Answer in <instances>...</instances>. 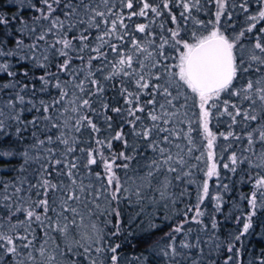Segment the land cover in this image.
<instances>
[{
  "label": "snow or ice",
  "instance_id": "1",
  "mask_svg": "<svg viewBox=\"0 0 264 264\" xmlns=\"http://www.w3.org/2000/svg\"><path fill=\"white\" fill-rule=\"evenodd\" d=\"M251 2L11 0L13 14L0 12V160L18 157L20 167L0 182V264H123L133 229L147 247L131 264H217L213 253L225 249L224 264H242L243 240L264 211V28L248 36L264 21V0L255 14ZM207 4L215 12L205 21L196 14ZM237 9L248 14L239 30ZM134 17L148 23L133 27ZM117 79L123 104L111 105L105 84ZM218 138L223 151L242 145L222 167L253 185L227 240L217 214L231 177L220 174ZM192 184L195 205L152 240Z\"/></svg>",
  "mask_w": 264,
  "mask_h": 264
},
{
  "label": "rangeland",
  "instance_id": "2",
  "mask_svg": "<svg viewBox=\"0 0 264 264\" xmlns=\"http://www.w3.org/2000/svg\"><path fill=\"white\" fill-rule=\"evenodd\" d=\"M0 2H4V1L0 0ZM179 11H180L179 9H174V12L176 14H178ZM200 13H202V11ZM200 13L197 14L199 19L204 20V19L212 18V17L204 18V16L200 15ZM149 15L151 16V14ZM146 22H147L146 17H138L137 19V23H146ZM116 97L117 96H115L114 99ZM103 129H105V126L103 127ZM212 129L216 131H224L226 130V125L225 124L215 125L212 127ZM106 133L107 132H105L104 130L103 134H106ZM229 176L230 174H227L226 177H229ZM6 177H8L7 173L0 172V182ZM215 179L216 178H213L211 182L216 183ZM234 179H235L234 177H231V181ZM224 182L231 183L230 180L228 179H225ZM252 190H253V185L251 183L241 182L240 179H237L235 183L231 184L230 191L224 194L225 200L227 201V203L224 205V213L217 214V219L218 221L221 222L220 230H219V237L221 240H227L229 233L237 232L240 229L241 224H238L236 220L234 219V217L240 216L241 222L243 221L244 214L248 211V205H247V202L244 199H242V197L250 194ZM206 201L207 202L205 205L207 207L205 211L206 213H211L212 203L209 200H206ZM229 215L232 218H229L226 220L225 216H229ZM255 220H256L255 228L253 229L252 233L243 240V248H242V254H241L242 264H250V261L256 262V264H258V258L261 257V255H264V236L261 235V232L264 231V229L261 228V225L264 224V211L260 212L258 216L255 218ZM178 222H180V217H177L174 220V222L163 221L162 224H160L161 227L159 230H164L167 233L170 231L169 225H174L175 223H178ZM205 222L209 223L207 215L205 217ZM192 227L195 228V225H193ZM137 233L134 235L130 234L127 237H125L124 240L121 241L122 249H121L120 255H121L123 264H131V261L134 259V257L144 252L145 248L147 247V244L138 243V237L141 234L137 235ZM178 240H179V237H178ZM237 247H241V245L238 244ZM213 255L217 261V264H224L225 257L228 256L229 253H227L225 249L221 251L219 254L213 253Z\"/></svg>",
  "mask_w": 264,
  "mask_h": 264
},
{
  "label": "trees",
  "instance_id": "3",
  "mask_svg": "<svg viewBox=\"0 0 264 264\" xmlns=\"http://www.w3.org/2000/svg\"><path fill=\"white\" fill-rule=\"evenodd\" d=\"M1 1H4V2H0V4H2V5H0V12H4L5 14L11 16L13 14V12L15 11V9L11 7V0H1ZM258 7H259V5L255 2V0H252V2L249 4V13L248 14H255ZM214 12H215L214 5L207 4V5H205L204 12L202 11V13H200V15L204 16V18L205 17H212L211 13H214ZM248 14H245L243 12H240L238 9L237 10H234L233 23L235 24V27L237 28V30H239L241 28H246L247 27V21L245 19V16L248 15ZM31 15H33V13H31V12H26L25 13V16L26 17L31 16ZM137 19H138V17H134L132 21H126V22L129 23V24H131L134 27V24L137 23ZM161 19L165 21V26L166 27H174V25H172L169 22H167V19L166 18H163L162 17ZM209 19L210 18L204 19V20L207 21ZM146 23H148V18H147V22ZM259 23H257L256 28L253 30V33L252 34H248L249 38H251L257 32L258 29L264 28L263 21L262 22L260 21ZM189 27H190V25H189ZM153 28L157 32L160 31L158 24L157 25H153ZM0 31H3V28L2 27H0ZM136 35L137 36H140V35H143V34H136ZM76 63L78 64L79 62L77 61ZM106 71H109L110 72L111 71V68L109 67ZM112 85H114V86H112ZM119 87H120V85H119L118 79L117 80H114V81H111L110 84H105V88H106L105 99L111 105L123 104V100L120 98V96L118 94V91H117V89ZM52 94L55 95V91H53ZM115 96H117V97L114 99ZM43 98L47 99V97H43ZM97 107H98V105H97ZM25 115H26V117L28 119H31L32 115H35V113H26ZM93 119L94 120L96 119L95 116H93ZM117 123H119V122L117 121ZM98 124L101 127V134H100L101 137L108 135V133L103 134L104 133V129H103V127H104L103 118H101L98 121ZM212 130L214 132H216L217 135L219 134V132H222V131H216L214 129H212ZM125 131H127V128H125ZM227 143L228 142L227 141H224L222 138H218L217 139L216 154H217V158H218L219 163H220V169L219 170H220L221 176L222 177H226L227 174H230L229 177H234L235 178L234 180H232V181L230 180V182H231L230 184L235 183L237 181V179H240L241 180V177H243L244 180H247V176L244 173H239L238 175H233L232 173H229L226 169H223L222 164L223 163H228L227 157L230 154V152L233 149H235L237 152H239L240 147H242L241 144H235L234 143L233 146H232V148H229L228 151H223V148H224V146ZM113 150L114 151H117V152L121 150V145H120L119 142H113ZM197 154H199V153H197ZM221 157H223V158L220 159ZM19 167H20V161H19V158L18 157L17 158H13L11 160H0V172L1 173H7L8 174V177L4 178L1 182H11V181H13L17 177V175H18L17 170L19 169ZM36 167H38V165ZM97 170L98 171H101L102 170V166L100 168H97ZM202 176H203V172H198L195 175V179L199 182V181H201ZM32 182L35 183V180H33ZM210 186H211L210 187V194H213L214 195L215 194V191H216V183L210 181ZM187 190H188L189 195L188 196H185V197H183V198L180 199L179 203L172 210V214L169 215V219L166 220V221L174 222V220L177 217H180V215H177L176 214L177 212H179V213L182 214L183 211H184V209H185V206L186 205H195V203L197 201V194H198L197 193L196 184L188 185L187 186ZM206 202L207 201L205 200V204H206ZM163 221H165V220L161 217L157 221V223L158 224H162ZM165 223H167V222H165ZM136 233H137V235H140L141 234L138 229H133L132 234L134 235ZM165 233L166 232L164 230H158L155 233V235L152 237V240H158V239H160L162 236H164ZM149 243H151V241H149Z\"/></svg>",
  "mask_w": 264,
  "mask_h": 264
}]
</instances>
